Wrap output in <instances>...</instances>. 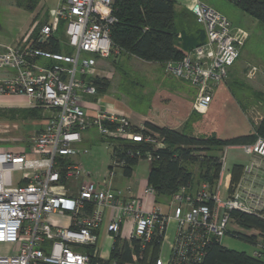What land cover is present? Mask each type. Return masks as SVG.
Listing matches in <instances>:
<instances>
[{"label": "built area", "instance_id": "built-area-1", "mask_svg": "<svg viewBox=\"0 0 264 264\" xmlns=\"http://www.w3.org/2000/svg\"><path fill=\"white\" fill-rule=\"evenodd\" d=\"M187 1L186 8L203 26L206 41L180 61L165 63L164 70L198 89L193 109L202 112L209 108L215 89L226 85L228 70L248 33L201 0ZM113 3L61 0L53 20L40 28L36 42L49 44L62 24L71 52H51L29 45L0 50V71H14L11 77L0 80V96L23 97L28 108L43 111L41 129L27 137L22 146L0 147V264H115L99 256L102 232L112 244L116 239L126 243L135 263L143 259L146 245L160 237L168 255L160 251L154 264H203L207 247L220 243L230 231L231 211L264 220V188L258 195L243 194L240 185L228 197L221 196L219 189H210L207 183L190 191L182 187L166 201L167 212L157 205L144 209L128 188L112 187L114 169L122 170L127 158L148 163L153 160L150 152L143 154L140 148L112 151L107 143L111 166L102 185L91 181L90 174L74 160L88 154L80 143L81 132L89 128H95L105 141L139 143L153 150L165 147L158 133L135 127L127 115L104 106L90 108L92 104L86 99L97 93L89 80L97 77L96 60L118 54L110 37L117 21ZM38 59L48 63L41 65ZM256 73L249 69L247 75L252 78ZM4 128L0 132L18 129L17 125ZM242 149L264 158L261 138L242 145ZM220 162L223 166L224 154ZM142 194L157 197L148 185ZM64 219L66 225L61 224ZM171 223L173 235L167 240ZM252 247L250 255L262 258V240Z\"/></svg>", "mask_w": 264, "mask_h": 264}, {"label": "rangeland", "instance_id": "rangeland-1", "mask_svg": "<svg viewBox=\"0 0 264 264\" xmlns=\"http://www.w3.org/2000/svg\"><path fill=\"white\" fill-rule=\"evenodd\" d=\"M201 1L226 16L233 26L240 27L249 33L238 59L228 70V73L230 72L229 88L217 87L207 110L195 111L192 103L198 89L189 82L168 74L162 65L150 64L134 57L115 54L109 59L99 60L97 63V65H101V67L99 66L102 70L100 75L103 76L101 78L109 82L108 89L103 92V95L96 93L95 96H87L86 99L92 102L95 100L96 103H103L109 99L138 114L150 115L156 110L164 117V124L167 128L188 132L194 137L209 135L217 136L220 139L227 137L230 107L245 110V101L249 98L252 99L253 92H262L264 26L241 12L230 0ZM187 4V0L174 1L175 28L181 35L178 47L185 53L206 41L203 26L197 23L193 15L186 10ZM63 28L64 26L61 24L56 37L60 40L62 52H71L70 47L66 45ZM82 57H88V55L82 54ZM249 69H255L257 72L252 78L247 75ZM97 77L100 78V76ZM25 100L23 97H9L0 100L4 106L0 108V131H3L5 126L10 128L12 125H17L18 127L17 130L7 133L0 132L1 148L20 147L27 137L40 130L41 125L38 119L26 117L30 108L26 106ZM12 106L15 108H10ZM42 114L41 111L38 116L41 117ZM140 125L137 124L135 127ZM81 136L83 142L80 146L86 148L88 154L78 155L74 160L82 165L86 173L90 174L91 181L99 182L102 185L103 181L108 180L105 175L111 166L108 144L100 138L95 128L82 131ZM225 151L227 150L224 147L221 151H211L210 155L221 157L224 154V166L228 168L229 158ZM148 169L149 163L146 161H141L135 166L138 174H145ZM192 169L196 171L198 165L194 163ZM114 172L118 177H121V169L115 168ZM13 176L16 178L18 173ZM167 200L168 197L156 198L155 202L156 205L164 207ZM228 228L230 231H236L232 222ZM238 231L241 234L248 233L243 229ZM220 244L229 250L244 252L248 255L253 251L252 245L228 235L221 239Z\"/></svg>", "mask_w": 264, "mask_h": 264}, {"label": "trees", "instance_id": "trees-1", "mask_svg": "<svg viewBox=\"0 0 264 264\" xmlns=\"http://www.w3.org/2000/svg\"><path fill=\"white\" fill-rule=\"evenodd\" d=\"M24 1L29 4L33 0ZM174 1L114 0L113 11L117 21L111 27L110 37L114 47L118 50L117 55L134 57L143 62L159 64L163 67L167 62L180 61L193 47L187 53L178 47L181 35L175 28ZM230 1L241 12L264 26V0ZM26 8L30 11L33 9L31 7ZM246 32L248 33V31ZM37 47L51 52H60L56 40H51L47 45L37 44ZM89 80L100 95H103V92L109 87V82L105 79L92 77ZM228 83L227 79L225 86L229 88ZM251 97L264 99V92L263 90L260 93L253 92ZM41 111V108H30L26 117L39 121L42 119V116H38ZM143 128L163 137L165 147L153 150L151 146L139 143L102 140L109 144L112 151L140 148L143 154L150 152L153 160L149 163L147 185L154 189L157 197L169 198L182 187L190 191L201 183H207L210 189H213L219 178L222 164L220 162L221 157L210 155V152L221 151L230 145L253 143L257 136L264 138V115L258 126L254 127L256 135L232 139H220L214 135L194 137L188 132L159 127L149 122H144ZM135 131H140V129L135 128ZM138 162L137 159L127 158L126 165L122 168L123 175L130 176ZM194 163L198 165L196 171L192 169ZM235 179L233 176L231 182ZM230 217L239 228L247 231L256 230L264 235V220L261 218L240 211H231ZM227 235L252 246L257 241L255 235L241 234L236 231H228ZM262 242L264 243V239ZM160 245L161 238H153L146 245L143 259L139 263L154 264ZM137 247V243L134 242L136 250ZM135 249L134 251H136ZM131 254L128 245L116 239L112 244L108 262L115 264L130 263L132 261ZM203 264H264V253L262 258L256 259L244 252L229 250L220 243L213 242L207 247Z\"/></svg>", "mask_w": 264, "mask_h": 264}, {"label": "crops", "instance_id": "crops-1", "mask_svg": "<svg viewBox=\"0 0 264 264\" xmlns=\"http://www.w3.org/2000/svg\"><path fill=\"white\" fill-rule=\"evenodd\" d=\"M60 2L61 0H33L31 3L26 4L24 0H0V50H3L7 46L29 45L36 47V41L40 28L45 24H49L53 20L54 11ZM26 7H31L33 9L30 11ZM57 33L58 30L53 33L52 40H56L58 42L59 50L62 52L60 40L56 37ZM99 60H96L95 72H97L96 76H100L101 78L103 77L100 75L102 70L99 66L101 67V65H97ZM37 62L41 65L48 63L42 59H38ZM13 74L14 71L12 70L0 71V80L9 78ZM222 88L228 89L225 85ZM5 98L9 97L0 96V100ZM88 101L92 104L89 105L90 108L96 109L97 107L101 108L104 106L112 111L127 115L133 126L141 124L139 126L141 127L144 122H149L159 127H166L164 124V117L156 110H154V112L150 115L138 114L125 109L123 106L117 105L109 99H106L103 103H96L95 100V102L90 100ZM245 105V110H241L238 107H230L231 109L228 113L229 124L227 125V137L223 139L246 137L254 134L256 135L254 127L258 126L264 115V99L249 98L245 101ZM1 107H4L2 106V102H0V108ZM10 108L15 107L12 106ZM157 122H162V124ZM257 138L264 140V138L260 136H257ZM82 142L83 137L81 143ZM242 145L245 144L230 145L225 147L227 150L225 151V154H227L229 158V166L226 168L223 164L219 178L213 187L214 190L219 189L220 195L223 197L231 196L237 189L238 185H240V191L243 192V194L250 192L258 195L259 190L264 188V158L257 154H246L242 149ZM139 163H141V161H139L138 164ZM249 167L250 171L246 172L245 169ZM136 170L134 167L132 173L128 177L124 176L123 173L121 177H118L115 173L112 179V187L115 189L128 188L134 198L142 201L144 209L149 210L152 206L156 205L155 199L159 197H145L142 194L143 189L147 186L149 171L145 174H138ZM233 176L236 179L231 182ZM157 206H159L164 212H167L165 210L166 204L164 207H161L160 205ZM61 224L66 225L67 221L64 219ZM234 226L236 228V232H239L238 230L241 228L235 224ZM173 228L174 225L171 223L167 232V240H171ZM247 232L248 233L246 235H255L257 240L264 239V235L260 234L256 230H250ZM98 247L100 258L108 259L112 247V241L104 232L99 235ZM159 252L163 256L168 255L167 245H160ZM130 263L142 264L139 262L135 263L133 261Z\"/></svg>", "mask_w": 264, "mask_h": 264}]
</instances>
